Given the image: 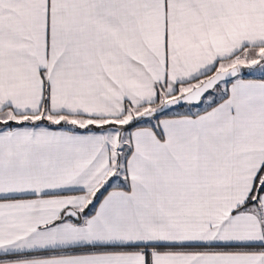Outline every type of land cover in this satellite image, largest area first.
Masks as SVG:
<instances>
[{
    "label": "snow or ice",
    "instance_id": "1",
    "mask_svg": "<svg viewBox=\"0 0 264 264\" xmlns=\"http://www.w3.org/2000/svg\"><path fill=\"white\" fill-rule=\"evenodd\" d=\"M0 264H264V0H0Z\"/></svg>",
    "mask_w": 264,
    "mask_h": 264
}]
</instances>
